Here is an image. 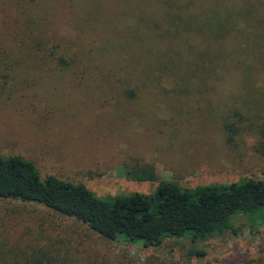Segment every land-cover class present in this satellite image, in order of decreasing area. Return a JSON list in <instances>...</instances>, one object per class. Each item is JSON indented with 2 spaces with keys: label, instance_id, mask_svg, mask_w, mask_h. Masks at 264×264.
I'll return each instance as SVG.
<instances>
[{
  "label": "rangeland",
  "instance_id": "obj_1",
  "mask_svg": "<svg viewBox=\"0 0 264 264\" xmlns=\"http://www.w3.org/2000/svg\"><path fill=\"white\" fill-rule=\"evenodd\" d=\"M129 2L0 0V156L18 155L41 177L82 183L100 197L149 194L160 180H264V34L220 46L191 39L188 54L178 38H156L153 25L135 35L138 24L121 8ZM88 11L116 25L89 23ZM39 46L36 57L26 51ZM178 49L189 58L215 52L214 71L186 80L170 73L173 64L162 60L175 61ZM130 168L152 169L155 179L134 180ZM231 222L208 237L144 247L41 205L0 199V263L21 264L45 247L69 264H264V224Z\"/></svg>",
  "mask_w": 264,
  "mask_h": 264
},
{
  "label": "trees",
  "instance_id": "obj_2",
  "mask_svg": "<svg viewBox=\"0 0 264 264\" xmlns=\"http://www.w3.org/2000/svg\"><path fill=\"white\" fill-rule=\"evenodd\" d=\"M120 1L122 4L126 0ZM125 6L121 8H126L138 24L135 35H140V30L147 25H153L155 31H151L156 38L164 36L169 44L176 37L186 51L191 46V39L220 46L226 38L234 43L247 34H264V0H131ZM88 14H92L89 23L99 24L103 29L112 30L116 25L113 20L98 16L99 13L88 11ZM211 44L206 45L212 47ZM143 46L140 43L139 47ZM239 46L242 48L241 44ZM35 49L31 47L26 51L30 56L39 55L40 46ZM55 49L52 50L53 56ZM177 51L175 61L184 63V68H178L174 58L168 55L162 61L168 60L173 64L170 73L176 72L186 80L190 75L201 78L214 71L211 58L217 61L215 52L200 49L197 56L192 54L189 58L181 49ZM188 54L191 53L188 51ZM160 55L155 57L157 64L161 62ZM225 58L226 54H223L221 60ZM58 59L63 58L58 55ZM160 66L166 67V63ZM224 128L229 132L236 130L230 122L225 123ZM125 174L137 181L155 179L152 169L130 168ZM0 199L41 205L60 216L85 224L102 237L144 247L157 246L167 238L211 236L231 229V219L236 216H246L252 224H264L262 179L242 177L235 181L192 187L160 180L149 194L130 192L100 197L82 183L52 174L41 177L31 161L18 155L0 156ZM52 250L45 247L31 250L21 264H69L64 256H60L59 250ZM0 264L9 262L3 260Z\"/></svg>",
  "mask_w": 264,
  "mask_h": 264
}]
</instances>
